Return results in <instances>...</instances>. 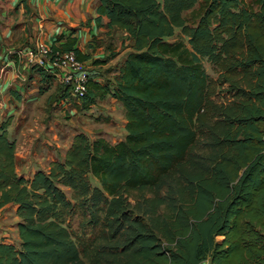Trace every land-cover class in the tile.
I'll use <instances>...</instances> for the list:
<instances>
[{
    "label": "trees",
    "instance_id": "trees-1",
    "mask_svg": "<svg viewBox=\"0 0 264 264\" xmlns=\"http://www.w3.org/2000/svg\"><path fill=\"white\" fill-rule=\"evenodd\" d=\"M96 13L130 50L79 108L112 97L127 134L78 133L28 180L12 118L0 123V209L21 219L0 264H264V0H99ZM75 44L53 48L86 61Z\"/></svg>",
    "mask_w": 264,
    "mask_h": 264
},
{
    "label": "crops",
    "instance_id": "crops-1",
    "mask_svg": "<svg viewBox=\"0 0 264 264\" xmlns=\"http://www.w3.org/2000/svg\"><path fill=\"white\" fill-rule=\"evenodd\" d=\"M98 3L99 0H0V100L4 99V103L13 100L23 102V97H29L26 95V85L41 80L40 75L17 60L15 54V51L34 47L38 43L59 46L68 39H76L74 47L89 57L84 62L94 75L92 78L104 82L98 76L102 68L110 64L116 56L114 53H119L118 57H121L129 53L130 49L127 46L124 52H120V48L113 46L115 34L125 38L126 33L107 28L106 17H103L102 25L98 26L95 20ZM119 44L122 42L119 41ZM121 65L116 67L115 76ZM52 84L57 83L54 80L49 83ZM34 92L31 90L30 94ZM3 102L0 101L2 110L3 106L8 105ZM16 158L18 161V156ZM49 168L50 165L48 169L43 167L38 171H47ZM13 215L15 220L12 219ZM20 221L14 205L9 204L0 209V243L20 244L17 228ZM11 235H15L14 240L10 238Z\"/></svg>",
    "mask_w": 264,
    "mask_h": 264
},
{
    "label": "rangeland",
    "instance_id": "rangeland-1",
    "mask_svg": "<svg viewBox=\"0 0 264 264\" xmlns=\"http://www.w3.org/2000/svg\"><path fill=\"white\" fill-rule=\"evenodd\" d=\"M199 6L192 10L194 12L188 11L185 14L191 24L197 19ZM179 31L177 37L172 38L171 41L183 39ZM123 38L117 33L114 37L113 46L120 48V52H124L129 45ZM119 41L122 44H119ZM127 53L121 57H118L119 53H114L116 56L110 64L102 68V73L99 72V79L113 82L116 67L122 64ZM204 67L212 78L218 77L209 62L204 61ZM26 89L29 92L28 94L26 92V95L29 97H23V102L13 100L4 103V99L0 100L3 104H8L7 107L3 106V110L0 109V123L9 117L12 118L9 137L16 143V156H18L16 170L18 175L25 179L33 178L39 168L48 169L54 160H63L74 136L78 133H84L91 140L103 137L110 144L122 141L127 134L125 111L122 104L112 97L99 100L90 110L84 111L76 104L68 106L62 102L65 94L59 84L46 86L37 79L35 84L26 85ZM31 90L35 92L30 94ZM14 218L15 215L12 216V219ZM75 227L78 229V221ZM11 231L14 233L13 230ZM10 238L14 240L15 235H11Z\"/></svg>",
    "mask_w": 264,
    "mask_h": 264
},
{
    "label": "built area",
    "instance_id": "built-area-1",
    "mask_svg": "<svg viewBox=\"0 0 264 264\" xmlns=\"http://www.w3.org/2000/svg\"><path fill=\"white\" fill-rule=\"evenodd\" d=\"M17 60L29 68H42L54 77L57 84L67 91V98L62 102L68 106H81L93 79L89 66L77 58L75 52H62L45 43L15 51ZM92 76V77H91ZM71 104V105H70Z\"/></svg>",
    "mask_w": 264,
    "mask_h": 264
}]
</instances>
